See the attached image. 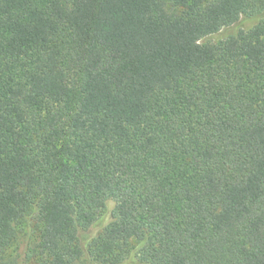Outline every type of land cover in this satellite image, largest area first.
Wrapping results in <instances>:
<instances>
[{"label":"trees","instance_id":"16d2710c","mask_svg":"<svg viewBox=\"0 0 264 264\" xmlns=\"http://www.w3.org/2000/svg\"><path fill=\"white\" fill-rule=\"evenodd\" d=\"M30 221L38 264H264V0H0V258Z\"/></svg>","mask_w":264,"mask_h":264},{"label":"rangeland","instance_id":"374dc122","mask_svg":"<svg viewBox=\"0 0 264 264\" xmlns=\"http://www.w3.org/2000/svg\"><path fill=\"white\" fill-rule=\"evenodd\" d=\"M257 22L255 20L241 21V26L244 28H250L254 26ZM236 28L230 30L234 32ZM229 30L224 31L211 38L213 41L219 39H224L227 37ZM38 239V230L36 229L34 223L30 221L25 225L24 230L20 234L18 240L11 246V248L0 258V263H10V264H38V257L33 252L34 244H36Z\"/></svg>","mask_w":264,"mask_h":264}]
</instances>
